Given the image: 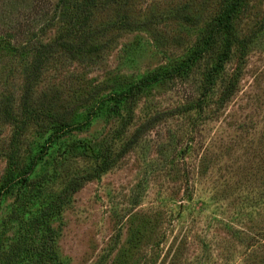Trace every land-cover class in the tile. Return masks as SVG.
I'll use <instances>...</instances> for the list:
<instances>
[{"label":"rangeland","instance_id":"obj_1","mask_svg":"<svg viewBox=\"0 0 264 264\" xmlns=\"http://www.w3.org/2000/svg\"><path fill=\"white\" fill-rule=\"evenodd\" d=\"M82 1L0 0V184L14 133L18 173L52 130L46 112L77 125L97 110L91 123L49 147L29 182H15L3 195L0 264L11 254H34V240L45 231L29 238L31 251L22 250L17 243L27 222L71 180L91 172L98 152L118 154L140 127L134 147L66 194L51 219L59 262L264 264V0H244L234 21L239 42L203 112L180 109L198 99L222 38L186 75L146 88L120 117H107L100 102L180 61L223 0H95L87 15L76 14ZM71 26L77 29L71 39L87 40L80 53L55 48L35 80L28 78L33 45L56 42ZM231 77L236 90L221 105L219 93ZM24 102L39 111L38 121L23 124Z\"/></svg>","mask_w":264,"mask_h":264},{"label":"trees","instance_id":"obj_2","mask_svg":"<svg viewBox=\"0 0 264 264\" xmlns=\"http://www.w3.org/2000/svg\"><path fill=\"white\" fill-rule=\"evenodd\" d=\"M243 2L244 0H223L218 14L211 20V22H209L205 26L201 37L197 40L191 50L185 53L184 56H182L180 61L175 62L169 67L156 69L146 76L141 77L136 82L127 85L123 89L111 92V94L107 95L106 98L102 102H100V106H98V108L104 110L107 117H120L124 106H130L136 100L137 96H139L146 88L152 87L161 81L175 79L186 75L189 70L192 69L194 64L199 59H201L213 45H215L217 38H222V48L217 54L218 56L214 65L204 74L201 84V92L198 99L195 100L194 104L190 105L189 107L183 106V108L180 109L183 112H188L190 110H197L200 113L203 112L205 107L207 106V100L209 99L210 94H212L214 91L220 73L223 71L225 64L230 59L232 48L234 47L235 43L239 42L234 34V21L240 8L243 5ZM95 5V0H83L82 2L75 5L74 10L76 14L81 13L87 15V12L93 9ZM63 10L66 12V9ZM66 17H69V15H66ZM75 21L77 24V20ZM76 30V28L71 26L69 28V31L65 33V36L58 39L56 42L54 41L53 43L49 44L37 42L35 45H33L32 50H29V54L30 52H32L34 58L31 62V65H29L27 69L26 76L35 80L40 70L41 64L51 56L55 48L66 51L71 55L80 53V51L87 43V40L79 39L81 38V36H79V40H73L74 38L71 39V37L77 36V34L75 33ZM26 46L27 44L22 45V47H18V51H26ZM10 49L11 51L15 52L16 47L10 46ZM236 85L237 77H231L226 85H224L219 93L218 98V102L221 105L226 103L231 98L236 90ZM91 109H89L86 114V121L82 124L77 125H75L74 122L68 121L67 115H52L46 112V116L44 117L46 119L49 118L50 120H52V130L50 134H48L39 154L31 160L29 165L25 169H23L22 172L18 173L16 172L18 161L16 137L18 135H15L17 134V132L14 133V138L11 144V151L8 155L6 175L0 184V201L3 195L10 191L15 182L20 181L19 183L21 184L25 181H28L29 175H31L35 167L38 165L39 161L47 153L49 147L53 143H55L63 135V133H65L66 131H71V129H81L85 125L91 123L90 118L97 115V110ZM23 110V124L28 121H36L40 117L39 111L36 110L35 112L34 110H32L31 106H28L26 102H24ZM129 121L130 117L128 116V118L123 120V127H125L129 123ZM142 131L143 129L141 127L138 128V130L134 132V134L127 140V142L122 146L119 153L116 155H112V151L109 148L98 152L97 157L100 161L93 167L91 172H89L84 177L71 180L66 185L64 190L57 197H55V199L48 202L43 208H41L25 225L19 239L20 242L17 243L19 244V247L22 246V250H24V247H26L27 251H31V247L26 245L29 241V238L34 239V237L37 236L39 229L45 231L40 239L37 238L38 241L37 239L34 240L35 248L33 247V251L35 253L33 254L32 252L31 254H11L9 255L10 257L5 260V264H12L13 261H10V259L19 258L16 262L17 264L27 261L23 259V256L30 257V259H28L29 261H27V264H61L56 257L53 247L55 234L51 229L50 221L56 214L60 212L62 206L65 203L66 194L76 192L86 181L98 178L106 171H108L114 165L118 158H120L122 155L132 149V147H134ZM21 255L22 257H20Z\"/></svg>","mask_w":264,"mask_h":264}]
</instances>
